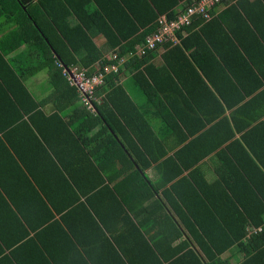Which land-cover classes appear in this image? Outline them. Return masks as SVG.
Returning <instances> with one entry per match:
<instances>
[{
	"label": "crops",
	"instance_id": "crops-1",
	"mask_svg": "<svg viewBox=\"0 0 264 264\" xmlns=\"http://www.w3.org/2000/svg\"><path fill=\"white\" fill-rule=\"evenodd\" d=\"M158 1L20 0L25 17L18 20L19 16L14 13L9 22V29L15 30V37L8 39L9 43L6 41L1 54L12 74L18 78L28 94L31 102L26 106H30L31 110L20 117L6 107V117L0 121V264H170L176 258L177 248L187 242L193 252L195 251V256L192 261L186 260V264H197L199 259L206 260L205 255L202 256L203 253L194 246V237L190 236L186 224L173 209L171 199H176V196L172 193V188L179 186L187 189L193 180L197 183L204 181L207 186L217 188L213 193L219 202L225 198L226 182L238 189L244 184L242 178L236 177L240 172L237 174V166L228 156L227 148L231 147L238 153L244 148L252 162L264 163V125L256 129L257 125L264 124V81H254V68L250 76L245 77L241 74L237 77L227 74L225 76L222 73L219 78L213 79L198 72L209 88L206 96L202 98L198 97L200 94L196 92L195 83L190 84L191 94L198 97V101L195 100L196 110L204 116L198 118L203 126L195 136L209 133L210 137L212 135L222 139L229 136V139L223 142L218 150L188 168L183 167L177 155L179 149L192 139L187 129L185 130L181 122L176 126L172 121L169 128L164 127L165 124L154 107H145L142 110L141 105H144L146 99L137 91L133 77L135 73L118 71L115 84L121 86L137 104L140 116L160 141L163 149H154L152 154L156 160L150 162L149 166H144L146 162L140 160L136 161V165L129 166L125 164L124 156L104 158L99 150L100 145L109 143L108 140L112 139V136L118 141L117 145H125V138L120 130L114 132L107 128L98 131L104 127L99 123L86 133L85 138L78 140L80 144L82 139L85 140L84 152H87L89 162L96 167L98 164L103 165L108 179L107 185L112 189L114 196H107L106 201L103 200L105 202L99 200L94 206H83L82 211H88L94 222L90 227L82 220L79 210L77 214L74 212L76 204L70 203L71 199H68L65 193L61 195L65 189L61 188L62 181L59 176L49 166L51 173L47 172L46 167L37 169L38 165H43L38 161H47L44 155L39 156L36 152L34 154V140L38 139L40 143L42 141L38 132L52 141L54 131H63L59 127H56L57 130L47 129L45 119L55 115L63 124L72 123L75 117L84 113L81 112L82 105H79L78 99L71 106V109H78L72 116L70 110L53 107L54 97L59 95L54 83H60L62 79L58 76L60 68H75L90 76L99 70L97 68L120 67L124 63L121 58L125 59L132 52L126 49L133 40L135 41L136 36L143 32L154 35L159 18H168V12L157 13L152 7V4ZM258 1L262 2L264 7V0ZM181 3L183 4V1ZM219 4L221 3L211 7L210 10L214 11L211 18L228 6L223 2V9L218 10ZM147 7L153 10L155 18L149 24H144L145 18L149 19L151 16ZM21 26H24L22 30L19 28ZM77 27L86 35L89 43L74 33L73 30ZM41 30L51 36L57 45L55 49L50 48L49 54L46 55H38L30 47L35 34L42 33ZM119 30H122L124 38L118 37ZM19 33H24L25 41L20 40ZM60 33H63L66 40ZM115 36L117 45L113 44ZM182 36L186 37L187 33ZM67 41L78 51L79 56L71 54L73 60H68L66 52L59 44ZM167 42L170 43L169 48L173 46L170 41ZM157 46L165 45L159 43ZM227 46L229 44L221 49L225 50ZM68 49L69 52L72 51L69 46ZM228 49L230 50V46ZM165 50L162 47L157 51L155 59L158 63ZM121 51L127 52L126 55L118 54ZM56 52H60V56ZM62 55L67 64L62 63ZM113 55L120 57H117V60L110 59ZM254 56L257 57V50L254 51ZM77 57H80V60ZM121 62L123 63L118 65ZM228 63L233 70L238 71L237 61L233 62L228 58ZM261 63V72L264 73V60ZM248 100L252 102L245 106ZM189 103L193 105L194 102ZM91 104L93 106L96 103ZM179 106L185 110L182 104L177 105V111L180 110ZM83 110L94 111L91 115L96 116L93 114L96 113L94 106L92 109ZM4 111L0 110V115L4 114ZM36 111L41 115L33 116L29 121L28 116L34 115ZM189 111L190 108L187 107V112ZM171 120L175 121L173 118ZM195 126L197 127V124ZM187 127L189 130L195 129L193 125L187 124ZM126 131L130 133L129 128H126ZM110 145L113 146L112 143ZM251 147L258 149L260 158H255ZM167 157L173 159L163 165L168 160H165ZM64 159L69 160V157ZM245 161L247 162V159ZM23 162L28 165L35 163V166L30 168H34L33 176L23 172L28 176L27 180L16 174L17 168L21 169ZM239 164H242L241 161ZM241 170L239 167V171ZM262 172L264 173V170ZM78 181L80 180L77 179L76 182ZM40 188L51 192L52 195L46 197ZM245 229L251 233L255 227L247 224ZM156 248L159 250L154 255L148 251ZM239 248L237 244L231 248L229 260L225 258L226 254L219 256L221 263L241 264Z\"/></svg>",
	"mask_w": 264,
	"mask_h": 264
},
{
	"label": "trees",
	"instance_id": "trees-1",
	"mask_svg": "<svg viewBox=\"0 0 264 264\" xmlns=\"http://www.w3.org/2000/svg\"><path fill=\"white\" fill-rule=\"evenodd\" d=\"M8 1L10 4V0H0V15L1 12L7 14L5 17L9 20V17H14V13L17 14V17L19 16L17 12L20 9L18 7H22L23 3L20 0H15L19 5L18 7L15 6L18 10L13 7L11 12L10 10L8 12L5 9L10 6ZM181 1H183V4ZM200 1L159 0L151 4L157 13L168 12L166 13L167 19L175 20L191 4L196 5ZM223 2L228 6L215 17L211 18L214 11L210 10V8L208 10L210 16L208 20L205 21L198 15L195 16L191 24L182 26L176 32V37L179 39L178 44H172L173 46L171 45L172 47L169 48V42H161L160 45H165L162 47L166 50L161 55L159 63L155 57L157 51L162 47H145L144 39L147 37V32L139 33L135 41L133 40L131 44L128 43L126 50L134 52V46L139 44L142 46L144 54L140 56L128 55L124 64L119 68L120 72L135 73L133 77L136 81L137 91L146 99L144 105H141L142 110L145 107H154L161 116L165 124L164 127L169 128L171 121L176 126L178 122H181L185 130L187 129L188 134L191 135L192 139L181 147L177 153L180 157L179 161L184 168L194 166L203 157L218 150L223 142L229 139V136L222 139L212 135L210 137L209 133L195 136V133L203 126L201 124L202 121L198 119L203 115L196 110V103L198 97H205L209 91L200 74L213 79L219 78L222 73L225 76L237 77L241 74L245 77L250 76L251 70L254 68V77H256L254 81L261 83L264 81V73L261 72L263 69L261 61L264 60V7L262 2L258 0L255 2L254 0H220L219 3L222 4ZM147 9L151 16L149 19L148 17L145 18L144 24H149L155 18L153 10L150 7H147ZM52 21L55 20L52 19ZM138 22L143 24L142 21ZM7 26L8 23L5 20L0 22V110L4 111L8 107L9 111L12 109L21 117L31 110L30 106H26L31 100L18 78L12 74L7 62L2 58L1 52L5 49L6 41L15 37V30L9 29V26L8 28ZM41 31L42 33L37 32L35 34L30 47L38 55H46L49 54L50 48L55 49L57 45L54 44L55 42L51 36L47 35L43 30ZM73 31L80 39L89 43L80 28H74ZM181 31H185L187 36H182ZM60 34L66 40L63 33ZM118 34L120 35H118L119 38L125 37L122 30H119ZM18 36L20 40H26L24 33H19ZM7 42L9 43L10 41ZM59 44L66 52L68 60H73L71 54L79 56L77 49L68 41L65 43L60 42ZM113 44H118L117 36H115ZM228 44L230 50L228 49L229 46L225 50L221 49ZM68 46L72 48L71 52H69ZM255 50H257L256 58L254 56ZM125 53L127 52H118V54ZM56 54L60 56V52H56ZM117 57H120V55H117ZM226 57L233 62H238V71L233 70L229 66L228 58ZM61 58L63 64L68 63L66 59L64 62L63 55ZM79 58L78 60H80ZM100 72L104 73V69H100ZM58 76L60 77V75ZM9 78L11 80H8ZM116 78L117 76L113 72L105 74L104 85L96 89L97 91H95L94 95L106 93L101 99L100 105L93 104L94 108H96V113L93 114H96V116L91 115V112L94 111L87 112L83 110V106L81 112L84 113L75 117V121L72 123L63 124L59 122L55 115H51V118L44 120L47 129L57 130L56 127H59L63 131L59 133L54 131V135H52L54 139L52 141H49L41 132H38L42 141L40 143L38 139L34 140V154L36 152L39 156L44 155V159H47L46 162L43 159V161H38L39 164L43 165H38L37 169L46 167L48 173L53 170L59 176L62 181L60 182L61 188L65 189L61 195L65 193L68 199H71L70 203L76 204L74 212L77 214V210H79L82 220L89 227L94 222L88 211H82L83 206H94L95 202L99 200L105 202L107 196H114L112 189L107 185L106 180L108 179L103 165L98 164V167H96L92 162H89V156L87 152H84L85 140L82 139V145L78 140L85 138L86 133L99 123H102L104 127L98 131H104L107 128L114 132L120 130V133L125 138V145H117L118 141L113 139L114 137L112 136V139L108 140L109 143L100 145L101 149L99 150L104 158L116 155L124 156L125 164L129 166L136 165L137 160L144 161L146 162L144 166H149L150 162L156 160V157L152 154L154 149L158 148L160 151L163 149L160 141L156 139L146 121L140 116L137 104L133 102L121 86L115 84ZM191 83H195L196 92L200 94L197 98L189 90ZM54 86L59 95L54 97L53 107H59L61 110H70L72 112L70 115H73L78 110L76 107L71 109L73 102L78 99L74 88L67 86L63 78L60 83L55 82ZM189 101L194 102L192 103L193 105H189ZM251 102L250 100L246 101L245 106L250 105ZM182 104L185 110L179 106L180 110L177 111V105ZM214 105L216 107V103ZM187 107L190 108L189 113L187 112ZM6 112L7 110L0 115V121L6 117ZM40 115L36 111L34 115L28 116V120L30 121L33 116ZM171 118L175 121L171 120ZM53 119L54 121H52ZM187 124L193 125L195 129L189 130ZM195 124H197V127ZM262 125L264 124L257 125L256 129ZM126 128L130 129V133L126 131ZM181 134L184 135V133ZM227 150L229 151L228 156L230 159L237 162H234L237 166V174L238 172L241 173V171L244 172V174L242 172L236 176L240 177V179L242 178L243 186L238 189L229 186L226 182L225 198L218 202L213 193L217 188L207 186L204 181L197 183L196 180H193L187 189L179 186L172 188V193L175 194L176 199H171V204L174 206L173 209L178 212L180 220L186 224V229L190 236L194 237V246L199 248L203 253L201 254L202 256L205 255L206 257V260H197V264H225L224 262L221 263L219 256L226 254L225 258L229 260V251L235 244L240 247L241 264H264V173L262 172L264 163L252 162L244 148H241L240 154L231 147L227 148ZM250 150L256 159L260 158L258 149L251 147ZM162 155H164V152H162ZM65 157H69V160H65ZM242 157L247 159V162ZM172 159L173 157L165 158L166 162L163 165L169 163ZM240 161L242 164L238 165ZM33 166H35V163L28 165L23 162L21 169L17 168L16 174H20L23 179L27 180L28 176H33L34 168L30 170ZM48 166L51 170H49ZM239 167L240 170L241 167L243 170L239 171ZM23 172H26L28 176L26 175V177ZM77 179L80 181L76 182ZM238 190L239 194L237 195ZM40 191L46 197L52 195L51 192L43 188H40ZM51 191L53 192L54 189H51ZM81 198L82 200H80ZM247 224L254 226V231L248 232L245 229ZM190 236L188 234L189 240L191 239ZM244 241L246 242L244 243ZM158 250L156 248L148 251L154 255ZM194 252L192 247H189L188 242L180 245L177 248L175 260L171 261L170 264H186V260L192 261L195 256Z\"/></svg>",
	"mask_w": 264,
	"mask_h": 264
},
{
	"label": "built area",
	"instance_id": "built-area-1",
	"mask_svg": "<svg viewBox=\"0 0 264 264\" xmlns=\"http://www.w3.org/2000/svg\"><path fill=\"white\" fill-rule=\"evenodd\" d=\"M205 0H201L198 4H191L186 11L176 17L175 20H170L165 17H160L158 20V28L154 32V35H147L144 39L145 47L154 48L157 44L170 41L173 45L179 43V39L176 37V32L181 29L182 26L189 25L195 19V16H201L205 21L210 18L208 10L219 3L220 0H207L206 3L202 4ZM170 32H166L167 29ZM141 49L138 52L143 53ZM115 58V57H114ZM115 71V67L104 69V73L100 70H96L90 76L86 75L82 70H71L62 71V76L67 86L73 87L78 97L79 105H82L85 109H92V102L96 104L101 103V99L104 95H94L96 89L104 85L105 74Z\"/></svg>",
	"mask_w": 264,
	"mask_h": 264
},
{
	"label": "clouds",
	"instance_id": "clouds-1",
	"mask_svg": "<svg viewBox=\"0 0 264 264\" xmlns=\"http://www.w3.org/2000/svg\"><path fill=\"white\" fill-rule=\"evenodd\" d=\"M8 4H9V2H8ZM21 8V7H20ZM5 9H7V8H5ZM8 10V9H7ZM8 12H9V10H8ZM11 12V11H10ZM24 12V11H23ZM25 13V12H24ZM7 14H5V13H3V12H1V15H0V22L1 21H4L5 20V22H7L8 23V25H9V27H10V24H9V22H10V20H11V18L9 17V20L5 17ZM144 45H145V43H144ZM143 45V46H144ZM141 47L142 46H140L139 44L135 47V50H134V52H132V53H129V56H131V55H138V56H140V55H143L144 54V50H143V53H140V52H138V49H141ZM115 57V58H114ZM110 59H113V60H117L118 58L115 56V55H113ZM121 60H123V59H121ZM124 61V60H123ZM124 64V63H123ZM121 67V66H120ZM120 67H117V69L115 70V71H111L110 73H115V75L118 73V71H119V68ZM101 69V68H100ZM99 69V70H100ZM102 69H104V67L102 68ZM63 70H65V71H68V69H66V68H60V76L64 79V77L62 76V71Z\"/></svg>",
	"mask_w": 264,
	"mask_h": 264
},
{
	"label": "rangeland",
	"instance_id": "rangeland-1",
	"mask_svg": "<svg viewBox=\"0 0 264 264\" xmlns=\"http://www.w3.org/2000/svg\"><path fill=\"white\" fill-rule=\"evenodd\" d=\"M11 2H10V6H7V9L8 10H12V8L14 7V8H16V7H18L19 5H18V3L15 1V0H10ZM14 1H15V3H14ZM206 1L207 0H205V1H203L202 2V4H204V3H206ZM16 6V7H15ZM223 7L224 6H221V4H219V6L217 7V9L218 10H222L223 9ZM19 9H20V13L19 12H17L18 14H19V17H18V20H21V19H24V17H25V13L23 12V10L20 8V7H18ZM17 9V8H16ZM18 10V9H17ZM21 30L24 28V26H21V27H19ZM165 31L166 32H170L169 30H168V28L167 29H165ZM182 34L183 35H185V32L184 31H182ZM163 42V41H162ZM141 46V45H140ZM121 59H123L124 61L126 60V58L124 59V57L123 58H121ZM123 62H121L120 64H118V65H121ZM106 68H108V67H104V69H106ZM97 69H100V68H97ZM117 69V66L115 67V70ZM121 78V77H120Z\"/></svg>",
	"mask_w": 264,
	"mask_h": 264
}]
</instances>
